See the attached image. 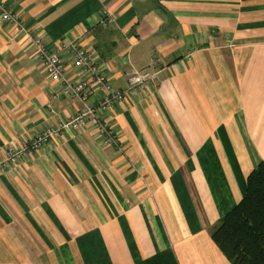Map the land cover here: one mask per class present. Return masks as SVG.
<instances>
[{
    "label": "crops",
    "instance_id": "0c3cea01",
    "mask_svg": "<svg viewBox=\"0 0 264 264\" xmlns=\"http://www.w3.org/2000/svg\"><path fill=\"white\" fill-rule=\"evenodd\" d=\"M1 1L0 264H232L212 230L264 162V0ZM71 40L114 89L131 69L157 77L101 117L115 144L89 121L9 163L10 148L79 111L39 50L76 81L60 46ZM103 95L94 84L90 103Z\"/></svg>",
    "mask_w": 264,
    "mask_h": 264
},
{
    "label": "built area",
    "instance_id": "2783aa9c",
    "mask_svg": "<svg viewBox=\"0 0 264 264\" xmlns=\"http://www.w3.org/2000/svg\"><path fill=\"white\" fill-rule=\"evenodd\" d=\"M0 0V7H2ZM2 19L5 22L16 23L18 17L8 11H4ZM102 27H111L116 24V18L108 11H104L99 23ZM61 51L73 55V66L79 70L81 79L72 81L66 77L65 62L60 53H45L44 46L40 45V57L44 62L46 73L56 87L61 89V95L78 99L82 102L79 111L69 121L61 123L59 127H51L38 134L30 143L23 145L21 150L11 149L9 163H17L25 153L38 151L59 139L62 131L72 129L80 131L89 121L100 122L98 126L108 125L101 119L102 116L113 111L114 107L128 97L142 94L145 89L156 79L158 72L155 70L131 69L124 72L127 87L124 90L114 89L109 80L104 78L101 67L87 52L86 48L78 40L63 41ZM161 61L158 56L151 60V66ZM98 83L103 88V98L99 104L90 103L91 91L94 84ZM108 132V130H104ZM111 131H109L110 134Z\"/></svg>",
    "mask_w": 264,
    "mask_h": 264
},
{
    "label": "trees",
    "instance_id": "16d2710c",
    "mask_svg": "<svg viewBox=\"0 0 264 264\" xmlns=\"http://www.w3.org/2000/svg\"><path fill=\"white\" fill-rule=\"evenodd\" d=\"M246 196L212 230L232 264H264V162L246 179Z\"/></svg>",
    "mask_w": 264,
    "mask_h": 264
},
{
    "label": "rangeland",
    "instance_id": "374dc122",
    "mask_svg": "<svg viewBox=\"0 0 264 264\" xmlns=\"http://www.w3.org/2000/svg\"><path fill=\"white\" fill-rule=\"evenodd\" d=\"M104 130H108V132H105ZM99 132V138L105 143V145H111L115 144V141H118V133L114 127H112L111 123H108V125H102L101 127H98ZM109 131L110 134H109ZM115 142V143H114ZM11 149H17L16 147L10 148L9 152ZM9 152H8V162H9ZM19 162V160L17 161Z\"/></svg>",
    "mask_w": 264,
    "mask_h": 264
}]
</instances>
